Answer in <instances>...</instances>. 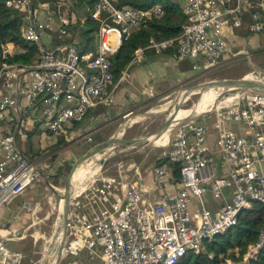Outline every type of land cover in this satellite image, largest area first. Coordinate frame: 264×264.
Listing matches in <instances>:
<instances>
[{
    "label": "built area",
    "instance_id": "built-area-1",
    "mask_svg": "<svg viewBox=\"0 0 264 264\" xmlns=\"http://www.w3.org/2000/svg\"><path fill=\"white\" fill-rule=\"evenodd\" d=\"M77 1L58 0L56 11L49 3L34 7L33 0L5 1L22 14L23 40L37 53L30 65H21L7 61L17 45L3 47L0 120L9 122L18 107L27 128L40 124L50 138L47 144L56 138L71 140L74 124L90 110L113 105L116 87L129 82L132 69L147 55L176 62L202 59V67L193 65L200 71L225 59L248 58V48H237L241 30L247 36L264 34V0H174L186 18L180 34L139 46L114 82L110 57L149 17L161 18L163 8L159 3L134 8L119 0H94L91 8L85 7L98 21L94 47L80 50L65 42L74 38L70 25L84 10L75 8ZM85 20L80 17L82 24ZM55 34L63 41L53 43ZM142 93L152 98L160 90L147 86ZM206 117L203 123L175 128L152 168L153 188L164 191L172 183L175 192L148 200L151 189L136 164L87 179L69 200L58 264H178L187 253L206 254V243L234 227L243 210L254 203L264 207V94L247 93ZM211 134L216 136V156L208 146ZM22 155L10 130L0 135V211L41 181L38 166ZM169 163L178 165V180ZM208 196L221 203L208 207ZM25 204L19 212L34 215L41 207ZM263 249L264 228L242 260L226 259L225 264H250ZM66 257L70 260L62 261ZM26 258L0 234V264H21Z\"/></svg>",
    "mask_w": 264,
    "mask_h": 264
},
{
    "label": "rangeland",
    "instance_id": "rangeland-1",
    "mask_svg": "<svg viewBox=\"0 0 264 264\" xmlns=\"http://www.w3.org/2000/svg\"><path fill=\"white\" fill-rule=\"evenodd\" d=\"M154 1L156 2L158 0ZM170 1L174 2V0ZM175 8L178 9L177 3ZM246 50H248L250 54L248 58L241 55L235 59H226L220 65H217L214 69L207 71L206 73H200L202 69L200 71H195L193 69L194 64H197L199 67L204 65L202 59L197 63H193V61L189 59L174 63L176 71L180 72L174 77L173 84L168 86L169 88L167 90H162L163 93L161 91V94H159L158 97L155 96L149 98L142 96V94H140L141 85L138 86L136 84V88H138L139 91L138 94L140 95L137 96V102L133 107H130L128 110H124L121 113H114L109 116L105 115L99 119L97 114L98 110L96 108L90 110L80 122V128L76 129L77 133L75 131V136L69 141L64 140L66 143L57 145L58 140L61 138H56L55 143H44V147L41 148L38 135H33L26 142H22L18 139L16 146L23 154H29L30 149L33 153L37 151L43 152L39 156H36V160L34 159L31 162L35 163L38 166L39 171L44 174L46 167L48 166H51V169H53L52 173L62 171L66 163H70L71 166L76 156L79 155L81 157L85 151L91 147V145L86 146L83 151L79 153L81 146L84 145L88 139L104 138L112 136L115 133H117V136H123L126 134L125 136L127 138L147 136L157 129L166 120L168 115H165L167 114L165 112L146 118H141V115L155 108L160 109L162 105L161 109H163L168 102L174 99L175 95L179 94V92L209 80L236 79L246 74H253L256 70L264 72V49L249 48ZM136 78L140 81L139 77ZM214 94L216 95V93ZM196 97L197 96H191L189 101L184 104V108L190 107L184 116L192 113L194 114L198 110L199 105H194ZM202 101L204 100L202 99ZM114 103L110 107H102V110H111ZM165 109L169 108H164L162 111ZM94 116H96L95 120L97 119L95 125H90L89 128H87V126L85 127L86 123ZM207 119L206 113L204 112L195 120V122L203 123ZM41 135H43V133ZM43 136L46 137L47 134L44 133ZM162 139L163 136H161L160 140L157 138L148 146L128 149L112 154L105 160L104 164L99 168L98 173L95 175L116 174L118 168H130L134 164H144L149 162L155 152L162 148L161 144L158 145V142L162 141ZM211 147L213 148V145ZM214 149H216V147ZM66 177L59 178L57 180L58 183L54 184L55 178L46 176L49 183L58 191H63V183ZM92 177H89V179ZM36 185L39 186L40 189H29L27 194L23 195L19 200L21 205L30 202V208H32L36 202L41 205L40 210L36 212L35 215L30 211L26 213L34 218L36 223L33 224V227L31 228L30 236L23 240V243L18 247L20 251L27 254V258L22 262L23 264H43L47 251L52 249L55 242V230H57L60 222L59 207L61 201L58 196L59 194L52 192L42 180L36 182ZM217 203H219V201H217ZM5 211L7 213V209H5ZM30 221L31 220H26V224L32 225ZM215 239L216 241L219 240L218 238ZM66 260L68 261L70 258L66 257L62 259V261ZM81 261L86 262L85 259L82 258Z\"/></svg>",
    "mask_w": 264,
    "mask_h": 264
},
{
    "label": "trees",
    "instance_id": "trees-1",
    "mask_svg": "<svg viewBox=\"0 0 264 264\" xmlns=\"http://www.w3.org/2000/svg\"><path fill=\"white\" fill-rule=\"evenodd\" d=\"M6 0H0V65L3 61V47L12 43L17 45L15 53L7 58L8 62L21 65H30L35 59L37 50L35 46L28 45L23 40L24 33V18L21 13L12 8L5 6ZM58 0H33V6L37 7L41 3H49L51 10L56 11ZM94 0H78L75 3V8H83L82 15L75 14V20L70 25V30L73 31L74 38L69 42L80 50H93L95 43V32L98 28V21L90 18L87 8H91ZM120 4H127L134 8H146L151 4L159 3L164 11L161 18L149 17L143 28L132 34V36L123 43L120 50L110 57L111 69L114 75V82H117L121 71L128 65L132 59L135 50L145 45L149 39L163 40L176 37L180 34L182 27L186 22V18L175 8L176 2L170 0H119ZM69 14H74L73 10ZM86 18L82 24L80 17ZM53 21V17L48 19ZM54 42L63 41L54 35ZM152 54H149L151 56ZM155 56V55H152ZM164 56V55H162ZM226 60V59H225ZM224 60V61H225ZM223 61V62H224ZM215 67L201 70L200 73L211 71ZM32 133L28 135L31 136ZM66 143L63 139H59L58 144ZM43 152L37 151L29 157L33 159ZM28 156V155H27ZM54 157V156H53ZM51 166L48 167V169ZM173 178L178 180V165L169 163ZM70 169V163H66L62 171L55 172L49 175L55 178L54 184H57L59 178H65ZM264 228V207L259 203H254L251 209L243 210L238 217L237 224L228 230L224 235L217 236L219 240L214 238L206 243L207 253L196 255L187 253L178 264H225L226 259L232 261H240L247 252L248 248L253 247L258 241L259 232ZM208 255H212L208 257ZM23 264V263H21ZM250 264H264V249L260 251L258 258L251 261Z\"/></svg>",
    "mask_w": 264,
    "mask_h": 264
},
{
    "label": "crops",
    "instance_id": "crops-1",
    "mask_svg": "<svg viewBox=\"0 0 264 264\" xmlns=\"http://www.w3.org/2000/svg\"><path fill=\"white\" fill-rule=\"evenodd\" d=\"M236 39H237L238 49L241 48L242 49L258 48L260 50L264 49V34L247 36L246 33L244 34V31L241 30ZM174 63L177 62L176 61L174 62V60H172L168 56L147 55L142 60L140 65L135 66L132 69L133 76L129 80V82L127 84H122V85L119 84L116 87L115 103L113 108H111V110H102V106L96 107V109L98 110L97 113L98 119L104 117L105 115L109 116L114 113L116 114L121 113L122 111L128 110L130 107H133L134 104L137 102L138 95L142 94V96H145L142 93V90L147 86L153 85L152 87L155 90H160V94L162 90L164 91L167 90L169 88L168 86L173 84L174 77L180 72V71L178 72L176 71ZM136 77H139L140 81H138ZM136 84L138 86L141 85L140 94H138L139 91L138 88H136L137 87ZM156 97H158V94L156 95ZM95 118L96 116L91 118L86 123L85 127L87 126V128H89L90 125H95L97 120V119L95 120ZM79 124L80 122L74 124L72 128L74 134L76 129L80 128ZM8 130H10V132L14 135L15 143L18 141V139L22 142H26L31 136L38 135L39 144H41V148H43L44 147L43 144L46 143V138L50 140L49 137L43 136L45 132L43 131L40 124L35 123L33 127H29V128L25 126L23 114L18 107L10 114L9 122L0 120V135L7 133ZM29 133H32L31 136L28 135ZM42 133L43 135H41ZM215 137L216 136L214 134H211L209 136L208 146L212 154L216 156L217 151L216 149H214L216 147L214 143ZM212 145L213 148L211 147ZM92 146L93 145H91V147ZM160 150H157L155 152V154L152 156V159L149 162H146L144 164H136L138 171L140 172L141 178L143 179V182L145 183V185L148 186L149 189H151V191L148 194V200H157L164 193V191L167 193H172L177 190L174 189V187H172V183L169 185L168 189L164 191H160L153 188L152 168L156 163ZM29 152H30L29 154H23V153L22 154L25 155L31 162L33 161V159H30L29 157L33 152L31 149L29 150ZM36 158L37 157H35L34 159L36 160ZM48 167H46V171L44 173L47 177L50 175L49 170L51 169V167L49 169ZM30 189H40V188L35 183L32 187H30ZM225 197L228 198V194H226ZM21 198L22 196L17 197L16 199L12 200L8 205L4 207L5 209H7V213L4 208L0 211V234L4 238H6V240L10 244H12L13 247L15 248H18L23 243L22 241L30 236L31 228L33 227V224L36 223L35 219L29 216V214L27 215L25 212L22 211L19 212L20 211L19 209L23 205H27V204L21 205L19 203V200ZM218 201L219 203H217V201L212 200L210 196L206 198V204L210 208H214L221 203L220 200ZM27 203L30 204V202ZM26 220H31L30 222L32 223V225L26 224Z\"/></svg>",
    "mask_w": 264,
    "mask_h": 264
},
{
    "label": "water",
    "instance_id": "water-1",
    "mask_svg": "<svg viewBox=\"0 0 264 264\" xmlns=\"http://www.w3.org/2000/svg\"><path fill=\"white\" fill-rule=\"evenodd\" d=\"M261 77H260V76ZM219 88V94L217 95L216 103H221L223 99L227 97H235L234 100L244 96L247 93L257 92L264 94V72L255 71L253 74H246L240 78L236 79H218V80H209L199 84H196L190 88L184 90V94L179 97L180 101L176 107H174L171 114H168L166 120L154 131L144 137H133L127 138L124 134L123 136H117V133L112 136L97 138V139H88L84 145L81 146L79 153L83 151L86 146L89 145H106L112 144L117 147V152L124 151L133 148L145 147L151 144L154 139L166 134L171 133L175 128L183 125L184 114L190 109L184 108V104L189 101L190 97L195 94L198 90L206 89V88ZM178 97V94L174 96V99ZM212 110V109H211ZM210 111V110H209ZM208 112V111H207ZM205 112V113H207ZM136 123V122H135ZM114 153V154H115ZM27 161L29 159L22 155ZM80 160V156H76L73 160L67 177L63 183V191H58L54 188L46 176L38 170V175L40 179L46 184V186L52 190V192L59 194L60 198V220H61V233L58 236L57 243H55V253L56 259L52 264H58L60 255H61V247L65 237V227L68 216V207L69 200L71 198L70 192L72 189V177L78 166ZM105 162V161H104ZM104 164V163H103ZM102 164V165H103ZM51 246V245H50ZM49 253H46L45 260L43 264H47L46 259Z\"/></svg>",
    "mask_w": 264,
    "mask_h": 264
},
{
    "label": "bare ground",
    "instance_id": "bare-ground-1",
    "mask_svg": "<svg viewBox=\"0 0 264 264\" xmlns=\"http://www.w3.org/2000/svg\"><path fill=\"white\" fill-rule=\"evenodd\" d=\"M219 91H221L219 88L211 87V88L201 89V90H198L197 92H195V94H193L192 96H197L196 102L194 105H199L198 110L194 114L192 113V114L184 116L185 118L183 119L182 124H187V123H190L192 121H195L202 113H204L208 110H211V109H216L218 106L223 105V104H227V103L232 102L234 100L235 97H227V98L223 99V102H221V103L217 102L216 103L215 100L217 99L216 97L219 94ZM214 93H216V95ZM183 94H184V90L179 92L178 97L176 99H173L170 102H168V104H166V106L164 108H169V109H165L164 111H162L164 109V108L161 109L163 106L162 105L160 109L155 108L151 111L149 110V111L145 112L144 114L141 115L142 116L141 118L159 115V114L164 113V112L167 113L165 115L171 114L174 107H176L180 101L179 97H181ZM202 99L204 101H202ZM169 134H170V132L162 135L163 139H162V141L158 142V145L161 144V146L163 147L165 145V141L168 138ZM160 138H161V136L158 137L159 140H160ZM156 139H154V140H156ZM116 151H117V147H115L112 144L93 145L92 147H90L80 157L78 166H77V168L73 174V177H72V189H71L70 195L71 196L74 195L76 191L81 189L84 182L87 179H89V177L94 176L99 171V168L102 166L104 161L106 159H108V157L111 156L112 154H114ZM90 157H92V158H90ZM88 158H90V159H88ZM59 210H60V207H59ZM55 231H56L55 235H54L55 242L52 246V249L47 251V253H49L48 254L49 256H47V259H46L47 264H52L56 259V253H55V245L56 244L55 243H57L58 236L61 233V220L59 222L57 230H55ZM45 249H47V248H45Z\"/></svg>",
    "mask_w": 264,
    "mask_h": 264
}]
</instances>
